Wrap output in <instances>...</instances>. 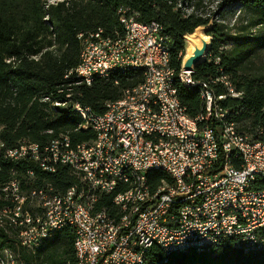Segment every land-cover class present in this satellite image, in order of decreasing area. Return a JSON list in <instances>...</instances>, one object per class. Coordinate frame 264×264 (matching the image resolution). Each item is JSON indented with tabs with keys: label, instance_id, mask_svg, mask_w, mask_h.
I'll list each match as a JSON object with an SVG mask.
<instances>
[{
	"label": "built area",
	"instance_id": "obj_1",
	"mask_svg": "<svg viewBox=\"0 0 264 264\" xmlns=\"http://www.w3.org/2000/svg\"><path fill=\"white\" fill-rule=\"evenodd\" d=\"M119 13L122 33L102 27L79 33V63L65 77L91 84L141 69L143 81L108 101L103 113L74 104L82 127L96 131L92 141L72 146L64 136L44 146L22 141L7 148L0 139L2 160L51 173L64 164L77 177L61 192L50 182L34 186V168L21 175L0 168L6 173L0 176L1 231L34 251L71 227L77 264H153L154 247L164 255L157 264L175 252H210L230 243L245 252L264 249V189L253 187L256 177L264 178L263 130L255 137L241 131L219 103L225 94L215 96L193 72L177 71L161 23L144 22L126 7ZM179 75L186 86L200 87L205 113L189 115L178 96ZM217 80L241 96L227 75ZM151 170L170 180L153 188ZM18 260L15 250L0 246V264Z\"/></svg>",
	"mask_w": 264,
	"mask_h": 264
},
{
	"label": "trees",
	"instance_id": "obj_2",
	"mask_svg": "<svg viewBox=\"0 0 264 264\" xmlns=\"http://www.w3.org/2000/svg\"><path fill=\"white\" fill-rule=\"evenodd\" d=\"M121 7H126L129 14L137 13L144 22L163 25L171 39V64L178 72L185 53L184 35L214 18L208 32L213 37L208 58L193 75L201 87L210 89L215 96L226 95L219 103L229 109V119L236 121L241 131L255 137L261 128L260 138L264 140V66H257L251 58L257 48L264 47V33L256 30L264 26V0H0V139L5 147L22 141L44 146L64 136L69 137L72 146L95 139L96 131L82 127L84 120L74 104L103 113L108 101L119 99L126 88L143 81V71L95 77L91 84L65 74L79 63V33L99 27L110 34L115 30L123 32ZM216 16L234 22H219ZM238 24L241 28L232 33L229 29ZM232 39L238 40L237 45L215 53L211 59L218 40ZM222 75L229 77L235 91L241 92L240 97L231 96L226 85L217 80ZM177 83L178 96L189 115L205 113L200 87L186 86L180 75ZM55 101L66 104L56 107ZM243 120L248 123L240 127ZM208 121L215 124L214 120ZM233 163L239 166L235 159ZM0 168H13L17 175L34 168V186L50 182L61 192L77 182L71 168L64 164L51 173L26 162L0 158ZM5 175L0 171V176ZM162 179L170 177L161 170L148 172L153 188ZM253 187L264 189V178L256 177ZM109 200L110 197L101 202L106 204ZM262 231L264 234V228ZM74 239V229L64 227L32 251L0 229V246L15 250L18 264H77ZM151 254L153 264L164 258L156 247ZM159 264H264V249L245 252L230 243L210 252H175Z\"/></svg>",
	"mask_w": 264,
	"mask_h": 264
},
{
	"label": "water",
	"instance_id": "obj_3",
	"mask_svg": "<svg viewBox=\"0 0 264 264\" xmlns=\"http://www.w3.org/2000/svg\"><path fill=\"white\" fill-rule=\"evenodd\" d=\"M214 20L211 18L208 23L198 25L192 33L184 35L185 53L181 62L183 70L194 72L197 66L207 60L213 40L208 32L213 28Z\"/></svg>",
	"mask_w": 264,
	"mask_h": 264
},
{
	"label": "rangeland",
	"instance_id": "obj_4",
	"mask_svg": "<svg viewBox=\"0 0 264 264\" xmlns=\"http://www.w3.org/2000/svg\"><path fill=\"white\" fill-rule=\"evenodd\" d=\"M52 2H57V1H61V0H50ZM217 21L219 22H222V21H225V23H230V25L234 22V19H230L229 21V18H225L222 19L221 17H218L216 16L215 17ZM227 25V24H226ZM225 28L229 29L230 26H225ZM241 28V25L238 24L235 28L233 29H229L232 33H235L236 31H238V29ZM257 31H261L262 33H264V26H261L259 28H256ZM238 43V40L236 39H232V40H228L226 42H223L222 40H218V43H217V48L214 52L211 53V59H213V55L215 53H219V52H224L226 50H229L231 48H233L235 45H237ZM208 58V56H207ZM255 62H256V65L258 66H264V47H259L257 48V50L255 51V53L252 55L251 57ZM210 59V58H209ZM248 121L247 120H243L239 123V126H243V125H247ZM240 129V128H239ZM242 130V129H241Z\"/></svg>",
	"mask_w": 264,
	"mask_h": 264
}]
</instances>
